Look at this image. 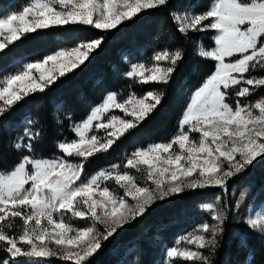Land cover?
Instances as JSON below:
<instances>
[{
	"label": "snow or ice",
	"instance_id": "1",
	"mask_svg": "<svg viewBox=\"0 0 264 264\" xmlns=\"http://www.w3.org/2000/svg\"><path fill=\"white\" fill-rule=\"evenodd\" d=\"M168 3L29 0L22 10L0 17V55L28 34L60 26L109 32ZM169 15L185 37L215 33L214 47L197 43L196 54L213 61L214 70L192 93L175 135L167 142L138 147L125 155L122 165L111 164L84 178L89 158L106 154L161 105L164 89L184 59L179 47L156 50L150 64H131L124 76L141 86L162 87L142 96L130 90L122 100L118 98L122 93H107L83 121L70 125L71 141L56 143L62 154L58 157L37 154L44 129L38 119L28 120L22 134L11 141L16 151L27 154L11 170L0 169V252L5 254L0 264H48L49 257L89 264L104 243L158 203L188 190H226L231 179L264 159V96L249 100L264 88V0H212L205 11L192 8ZM103 41L104 36L79 41L41 61L26 62L0 79V120L26 99L45 94L61 78L86 66ZM114 110L123 116L110 114ZM192 133L199 134L198 139ZM244 197L242 192L237 209ZM202 207L212 211L215 223L205 222L177 237L165 252L164 264H213L228 210H217L213 204ZM17 219L22 221L19 234L12 231ZM241 222L264 239V209L245 215ZM242 246H247L246 240Z\"/></svg>",
	"mask_w": 264,
	"mask_h": 264
},
{
	"label": "trees",
	"instance_id": "2",
	"mask_svg": "<svg viewBox=\"0 0 264 264\" xmlns=\"http://www.w3.org/2000/svg\"><path fill=\"white\" fill-rule=\"evenodd\" d=\"M211 2L169 0L167 6L146 10L118 30L103 32L84 26H60L38 34H28L15 42L0 55V79L13 73L24 62L41 61L46 55L60 49H70L79 41L104 36L102 46L86 66L67 78H61L45 94L26 99L0 120V169L11 170L20 156L27 154L22 150L16 151L11 141L22 134L28 120L38 119L44 129V138L37 146V154L42 157L58 155L60 152L56 143L70 139L72 135L69 134L70 122L83 121L107 93H122L118 97L122 100L130 90L142 96L147 91L162 87L154 83L141 86L124 76L131 64H150L156 50L179 47L184 49V59L164 89L161 105L139 127L119 139L106 154L89 158L85 166L95 171L112 163L123 164L125 155L136 148L170 140L178 129L190 96L214 70L213 61L196 54L197 43L211 48L214 47V40L212 31L183 36L177 31L169 13L190 8L197 12L205 11ZM27 3L29 0H0V15L6 13L9 6L22 7ZM260 96H264V88L257 90L249 100L254 102ZM59 110L66 116L61 121L57 118ZM242 192L245 193L242 208L237 209L236 201ZM261 201H264V159L231 179L226 190H188L177 198L158 203L143 218L126 226L115 238L104 243L102 249L90 258L89 264H115L126 248L130 250L126 258L129 264H158L161 242L157 236L172 246L177 237L192 232L198 225L215 223L212 211L202 207L206 204H213L217 210H228L224 231L219 237L220 246L212 257L213 264H245L249 256L252 264H264V239L241 222L246 214L245 207ZM245 240L246 247L242 246ZM4 257L5 254L0 252V259Z\"/></svg>",
	"mask_w": 264,
	"mask_h": 264
},
{
	"label": "rangeland",
	"instance_id": "3",
	"mask_svg": "<svg viewBox=\"0 0 264 264\" xmlns=\"http://www.w3.org/2000/svg\"><path fill=\"white\" fill-rule=\"evenodd\" d=\"M28 4V3H27ZM26 5V4H25ZM209 6H210V4H209ZM191 9V8H190ZM208 9V8H207ZM8 11L6 12V13H10V12H12V11H18V10H22V7H19V6H16V8H13V7H11V6H9L8 7V9H7ZM6 13H4V14H6ZM4 14H2V15H0V17H3V15ZM210 31H212V30H210ZM208 32V31H207ZM206 32H204V34H205ZM212 34H213V36H214V31H212ZM204 36H206V35H204ZM205 47V46H204ZM206 48V47H205ZM61 50V49H60ZM30 62H36V61H30ZM24 63H26V62H24ZM23 65V64H22ZM252 75H254V76H259L258 75V73H252ZM259 98V97H258ZM257 98V99H258ZM190 99H191V96H190ZM190 99H189V102H190ZM188 102V103H189ZM102 103V102H101ZM97 106V105H96ZM95 107V106H94ZM92 110V109H91ZM91 112V111H90ZM110 114H115V115H120V116H123V113H121L119 110H114L112 113H110ZM66 118V116L63 114V113H61V110H59L58 111V113H57V118H58V120L59 121H61L60 119H63V118ZM75 122H70V125H72V124H74ZM69 134H72L71 135V137H70V139H66V140H68V141H71L73 138H74V134H73V132L70 130V127H69ZM100 135H102L103 133L101 132V133H99ZM192 135V137H193V139H198V135L199 134H197V133H192L191 134ZM148 144H146L145 145V147L147 146ZM144 147V146H143ZM60 155H62L61 153L60 154H58V155H54L53 157H45V158H54V157H58V156H60ZM72 162H79V159L78 158H69ZM117 163H120L121 165H122V163L121 162H117ZM112 164H114V163H112ZM111 165V164H110ZM109 166V165H108ZM87 166H85V170H84V178L85 179H87L90 175H92V174H94V173H96L98 170H100V169H102V168H105V167H107V166H103V167H100V168H98L97 170H95V171H91L90 170V167H87ZM224 190V189H223ZM244 192V191H243ZM131 202V201H130ZM204 208V207H203ZM239 208H242L241 206L239 207ZM205 210H209V209H206V208H204ZM262 209H264V201H261V202H259L258 204H256L255 205V203L254 204H252V203H249L246 207H245V215H247V214H252V215H255L257 212H259V211H261ZM78 223V225L80 226V227H83L84 226V224L82 223V222H77ZM22 230V221H20L19 219H17V221L15 222V224H14V228L12 229V231L13 232H15V233H17V234H19V232ZM102 230V229H101ZM196 230V229H195ZM195 230H193L192 232H194ZM157 238V240L158 241H160L161 242V248H160V251H159V258H158V261H157V263L158 264H164V260H165V252H166V250H167V248H169V247H171V246H168L167 244H165L164 242H162V237L160 236H157L156 237ZM173 246V245H172ZM180 246H185V245H180ZM134 247H136V246H133V248ZM132 248V249H133ZM130 253V250H129V248H126V250L124 251V255L123 256H121V258L115 263V264H129L128 263V260L126 259L127 258V256H128V254ZM23 259H27V258H23ZM47 260H48V264H63V262H66V261H63L61 258H58V257H49V258H46ZM249 260H251L250 259V256L248 257V259H247V261H246V263L245 264H248V261Z\"/></svg>",
	"mask_w": 264,
	"mask_h": 264
}]
</instances>
